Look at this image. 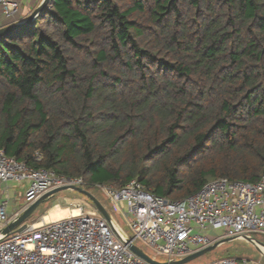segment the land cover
Segmentation results:
<instances>
[{"label":"trees","instance_id":"trees-1","mask_svg":"<svg viewBox=\"0 0 264 264\" xmlns=\"http://www.w3.org/2000/svg\"><path fill=\"white\" fill-rule=\"evenodd\" d=\"M0 150L88 191L258 182L264 0H50L0 37Z\"/></svg>","mask_w":264,"mask_h":264},{"label":"built area","instance_id":"built-area-1","mask_svg":"<svg viewBox=\"0 0 264 264\" xmlns=\"http://www.w3.org/2000/svg\"><path fill=\"white\" fill-rule=\"evenodd\" d=\"M21 10L19 0H0V29L15 24ZM11 181L28 183L26 207L53 189L84 186L83 179L33 168L0 150V185ZM95 188L112 206L125 203L133 237L117 225L116 233L100 214L80 209L79 215L39 227L27 223L24 231L0 241V264H150L131 251L128 240L138 247L137 242L146 245L155 253L148 254L154 260L163 255L165 262H175L225 238L264 235V175L256 183L214 180L181 200L156 196L137 180L122 189ZM12 220L9 201L0 199V230ZM209 264L260 263L224 258Z\"/></svg>","mask_w":264,"mask_h":264},{"label":"rangeland","instance_id":"rangeland-1","mask_svg":"<svg viewBox=\"0 0 264 264\" xmlns=\"http://www.w3.org/2000/svg\"><path fill=\"white\" fill-rule=\"evenodd\" d=\"M34 11L35 9L32 11V13ZM20 17H21V14L18 17V19ZM8 183H9V188H10L9 190L12 193L16 190L19 193L20 201L22 200L23 202H25L23 195H25L26 188L29 187L28 183L22 184V183H17L13 181L8 182ZM90 192L103 204V206L109 212L111 217H113V219L115 220L117 227L121 228V231L127 236L133 237L134 234L130 227L131 218L129 219L125 215L127 212V207L125 203H121L119 206L114 207L106 199L103 193L99 191L97 188L95 187L92 188ZM1 196L2 195H0V197ZM26 206L23 208V211L27 208ZM65 209H68L69 211L81 209L83 211L98 213L94 204L88 198L84 197L83 195L75 191L65 190V191L59 192L54 197L47 199L45 202H43L36 209L33 215L27 220V223L37 224L38 222L39 223L43 222L46 216H50L53 212L60 213L61 210H65ZM76 214H72V215H76ZM69 216H71V214ZM251 237L264 245V235L253 234ZM137 244L147 254L154 256L155 253L151 251L146 245H143L141 242H137ZM262 248L264 249V246H262ZM224 258H239V259L246 258L248 260H251V261H254L260 264H264V257L261 255V253L257 250L255 246L245 241L244 239H239V240H235V241L220 245L215 250L187 264H209L214 261L222 260ZM166 259L167 258L163 255L157 257V260L159 262H165Z\"/></svg>","mask_w":264,"mask_h":264},{"label":"water","instance_id":"water-1","mask_svg":"<svg viewBox=\"0 0 264 264\" xmlns=\"http://www.w3.org/2000/svg\"><path fill=\"white\" fill-rule=\"evenodd\" d=\"M50 0H43L42 3L35 9V11L28 17V19L21 23H15L11 24L9 26L3 27L0 29V37L5 36L13 31L20 30L22 28H25L29 26L46 8ZM65 190H72L75 191L84 197L88 198L95 206L98 213L110 224V226L114 229L116 233H118L116 224L109 214V212L106 210V208L103 206V204L88 190L81 188V187H74V186H65L61 188L53 189L46 194H44L41 198H39L37 201H35L33 204H31L29 207H27L23 213H21L18 217L13 219L4 229L0 230V241L8 238L12 233L14 232H22L27 227V220L33 215V213L36 211V209L47 199H50L54 197L59 192L65 191ZM125 240L124 238H122ZM244 239L245 241L249 242L253 246L257 248V250L261 253V255L264 257V252L262 251L260 246H264L262 243L258 242L257 240L253 239L251 236H243V237H234V238H225L222 239L213 245L207 247L206 249H203L202 251H199L195 254H192L183 260L175 261V262H159L157 260H154L152 257H150L148 254H146L140 247L134 245L131 240H128L127 243L129 244V247L131 251L143 259L144 261L150 263V264H187L195 259H198L207 253L215 250L220 245H223L228 242H232L235 240Z\"/></svg>","mask_w":264,"mask_h":264},{"label":"crops","instance_id":"crops-1","mask_svg":"<svg viewBox=\"0 0 264 264\" xmlns=\"http://www.w3.org/2000/svg\"><path fill=\"white\" fill-rule=\"evenodd\" d=\"M22 5L21 17L18 20H15L14 23H21L28 19L32 11L39 7L43 0H19ZM9 183L0 185V197L1 200L7 199L10 203V214L12 219L18 217L23 213V208L26 206V203L22 200L20 201L19 193L15 190L13 193L9 190ZM24 196V195H23ZM20 201V202H19ZM69 216V215H68ZM63 217L61 219H64ZM113 218V217H112ZM114 220V219H113ZM115 221V220H114Z\"/></svg>","mask_w":264,"mask_h":264},{"label":"bare ground","instance_id":"bare-ground-1","mask_svg":"<svg viewBox=\"0 0 264 264\" xmlns=\"http://www.w3.org/2000/svg\"><path fill=\"white\" fill-rule=\"evenodd\" d=\"M70 214H71V216L79 215L80 214V210L77 209V210L69 211L68 209H65V210H61L60 213H54L53 212L50 216H46L43 222H40V223L38 222L37 226L39 227V226H41L43 224H47V223H51L53 221L61 220V218H63V217H66V218L71 217V216H68ZM72 214H76V215H72ZM260 247H261L262 251L264 252V249L262 248V246H260Z\"/></svg>","mask_w":264,"mask_h":264}]
</instances>
